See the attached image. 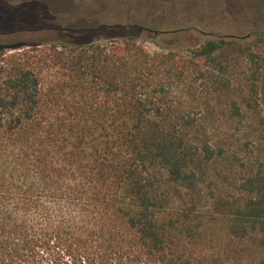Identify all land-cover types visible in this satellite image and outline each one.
Listing matches in <instances>:
<instances>
[{"label":"trees","instance_id":"16d2710c","mask_svg":"<svg viewBox=\"0 0 264 264\" xmlns=\"http://www.w3.org/2000/svg\"><path fill=\"white\" fill-rule=\"evenodd\" d=\"M144 30L0 43V264H264V37Z\"/></svg>","mask_w":264,"mask_h":264},{"label":"rangeland","instance_id":"374dc122","mask_svg":"<svg viewBox=\"0 0 264 264\" xmlns=\"http://www.w3.org/2000/svg\"><path fill=\"white\" fill-rule=\"evenodd\" d=\"M188 26L253 43L264 37V0H0V43H81L130 33L155 52L159 48L144 29ZM17 28L25 30L6 33ZM261 102L264 107V71Z\"/></svg>","mask_w":264,"mask_h":264},{"label":"flooded vegetation","instance_id":"af4514ba","mask_svg":"<svg viewBox=\"0 0 264 264\" xmlns=\"http://www.w3.org/2000/svg\"><path fill=\"white\" fill-rule=\"evenodd\" d=\"M140 29H142V27H140Z\"/></svg>","mask_w":264,"mask_h":264}]
</instances>
